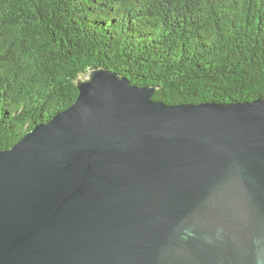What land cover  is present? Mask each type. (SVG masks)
Wrapping results in <instances>:
<instances>
[{
	"label": "water",
	"instance_id": "95a60500",
	"mask_svg": "<svg viewBox=\"0 0 264 264\" xmlns=\"http://www.w3.org/2000/svg\"><path fill=\"white\" fill-rule=\"evenodd\" d=\"M0 147V264H264V97L168 104L106 66Z\"/></svg>",
	"mask_w": 264,
	"mask_h": 264
},
{
	"label": "trees",
	"instance_id": "16d2710c",
	"mask_svg": "<svg viewBox=\"0 0 264 264\" xmlns=\"http://www.w3.org/2000/svg\"><path fill=\"white\" fill-rule=\"evenodd\" d=\"M99 66L168 104L264 97V0H0V147Z\"/></svg>",
	"mask_w": 264,
	"mask_h": 264
}]
</instances>
